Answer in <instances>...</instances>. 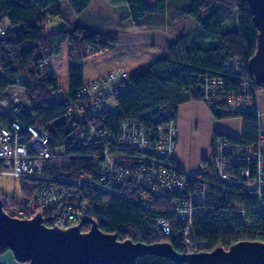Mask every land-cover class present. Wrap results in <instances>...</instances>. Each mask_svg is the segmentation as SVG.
Here are the masks:
<instances>
[{
    "label": "trees",
    "instance_id": "1",
    "mask_svg": "<svg viewBox=\"0 0 264 264\" xmlns=\"http://www.w3.org/2000/svg\"><path fill=\"white\" fill-rule=\"evenodd\" d=\"M108 1L124 12L125 17L118 22L121 28L177 26L191 19L197 23L195 30L200 32V40H195L197 38L191 34L179 36L166 47L167 56L155 60L147 70L129 75L128 85L119 91L112 103L116 110L113 111L111 104V111L98 118L101 127L114 136L119 134L121 124L126 120L145 127L154 126L145 114L160 105L169 104L176 120L177 111L184 102L201 101L196 90V77L216 78L223 82L227 91L238 93L242 78H253L249 60L256 53L258 29L248 0ZM91 3L92 0H0V23L6 25L5 34H0V99L10 98L7 93L13 87L25 89L29 111L20 119L26 122L32 116L34 124L50 134L48 146L54 157L58 155L63 160L59 163L49 160L45 170L57 178H96L95 166L102 155L101 147L86 129L85 121L67 115L68 99L58 94L60 82L53 76L54 67L45 64L60 54L65 43L69 44L67 57L73 65L68 69L67 94L69 102H77V93L86 83L82 65L118 45V39L112 34L90 31L75 20ZM59 21H63L62 26L58 25ZM230 23L232 27L226 30ZM237 58L246 61L239 77L225 70L226 62ZM255 88L259 92L264 85L255 81ZM214 116L216 119L241 117V138H228L236 144L255 145L258 128L255 114ZM5 118L13 121L17 115L9 109ZM218 135L215 134V138ZM202 175L213 182L218 181L211 169ZM121 189L125 194L83 187V191H87L82 198L92 205L91 218L99 229L116 235L121 241L169 243L176 252L184 254L181 232L185 223L177 219L173 199L145 190L146 203H142L140 188L129 184ZM234 203L246 208L257 205L255 199L241 193L235 195L219 190L206 204L205 211L195 213L193 239L205 243L203 252L217 247L228 249L243 240L264 242V212L250 211L244 216L227 212L226 207ZM5 210L9 212L7 208ZM161 218L170 222L172 233L158 238L153 231L156 220ZM50 221L45 222L49 227ZM89 227L84 225L82 230L88 231ZM136 264L178 263L169 257L147 254L138 258Z\"/></svg>",
    "mask_w": 264,
    "mask_h": 264
},
{
    "label": "built area",
    "instance_id": "2",
    "mask_svg": "<svg viewBox=\"0 0 264 264\" xmlns=\"http://www.w3.org/2000/svg\"><path fill=\"white\" fill-rule=\"evenodd\" d=\"M0 33L5 34L4 27L0 28ZM245 62L243 58L227 61L225 70L239 77ZM45 64L50 65L49 61ZM196 79L201 101L213 116L220 113L224 116L255 114L258 118L255 145L236 144L219 135L215 139L213 157L197 170L175 162L176 120L169 104L160 105L145 114L154 126L145 127L126 120L117 136L101 127L98 118L111 111V104L119 91L129 83V74L124 69L113 70L86 82L77 93V102H69L67 91L59 84L58 94L68 99L67 115L85 121L86 129L101 147V160L95 166L97 176L90 180L83 177L77 180L57 178L47 173L48 161L52 163L54 158L48 146L50 134L34 124V117L26 122L20 119L29 111L28 105L21 100L0 99V174L11 173L29 193L18 203L4 197V207L12 208L10 215L15 214L22 219L41 213L45 222L51 220L50 227L66 229L76 225L74 223L80 215L87 217L93 213L92 205L82 198L87 191H83V187L109 193L118 192L119 188L123 194L121 187L132 184L141 189L139 197L142 203H146L145 190L173 199V211L177 219L185 223L181 232L185 253L205 250L203 241L193 239L194 215L206 210V204L217 191L241 193L256 200L257 205L248 208L229 204L227 212L243 216L250 211L264 212V126L260 122L262 113L255 81L250 76L242 78L238 93L227 91L223 82L216 78L205 76ZM9 109L17 115L13 121L5 118ZM209 169L217 182L202 175ZM171 233L169 221L163 218L156 220L154 236L161 238Z\"/></svg>",
    "mask_w": 264,
    "mask_h": 264
},
{
    "label": "water",
    "instance_id": "3",
    "mask_svg": "<svg viewBox=\"0 0 264 264\" xmlns=\"http://www.w3.org/2000/svg\"><path fill=\"white\" fill-rule=\"evenodd\" d=\"M258 29L256 53L249 70L256 83L264 85V0H248ZM0 194V254L12 251L16 260L28 264H136L137 259L154 254L178 264H264V242L243 240L228 249L217 247L200 253L176 252L169 243L145 244L121 241L105 233L91 217L66 229L49 227L42 214L21 219L9 215ZM84 224L90 225L82 231Z\"/></svg>",
    "mask_w": 264,
    "mask_h": 264
},
{
    "label": "rangeland",
    "instance_id": "4",
    "mask_svg": "<svg viewBox=\"0 0 264 264\" xmlns=\"http://www.w3.org/2000/svg\"><path fill=\"white\" fill-rule=\"evenodd\" d=\"M145 1L148 3H155L157 0ZM124 17L125 15L123 10L119 9V7L113 5L108 0H92L90 7L82 14L75 17V20L78 22V24L85 26L88 30L110 33L118 39V45L112 51H108L105 54H101L95 58H92L82 65L84 69L85 82H90L97 77L99 78L117 69H124L130 76L138 74L147 70L149 66L158 58L167 56V50L163 49V45L166 42V34L160 32L163 31L162 29L156 28L154 26H147L140 29L135 28L130 32V29H126V27L123 29L118 25V22ZM58 25L62 26L63 21H59ZM196 27L197 23L190 19L188 22L172 28L170 33L175 36L191 34L194 39L197 38L195 40H198L200 32L199 30L194 29ZM231 27L232 23L228 24L225 29L227 30ZM68 48L69 44L65 43L62 46L60 54L54 55L49 60L50 66L54 67L55 70V74H53L54 78L56 76L65 91H67L69 85L68 69L73 65L72 60L67 57ZM11 91L12 92L9 94L11 95V100L19 99L27 105L25 89L21 87H13L11 88ZM112 108L113 111H115L116 105L112 104ZM230 119H233V117L216 120L227 121ZM191 132L192 131L190 130L189 134ZM187 142L188 145H191L190 139H187ZM62 160L63 159H61L58 155L53 158V162L57 163L61 162ZM84 178L90 180L89 178ZM27 192L24 188H22L16 178L11 175V173L0 174V194L9 196L18 203L27 197L29 194H27ZM118 192L120 193V191ZM128 197L131 199L133 198L131 195ZM5 208L6 207H4V209ZM11 209H8L10 213ZM12 216L16 217L15 214H12ZM82 218H84L83 215H80L74 224L80 223ZM0 264L28 263L18 262L13 252L8 250L0 254Z\"/></svg>",
    "mask_w": 264,
    "mask_h": 264
},
{
    "label": "crops",
    "instance_id": "5",
    "mask_svg": "<svg viewBox=\"0 0 264 264\" xmlns=\"http://www.w3.org/2000/svg\"><path fill=\"white\" fill-rule=\"evenodd\" d=\"M189 20L181 24H184ZM181 24H178L177 26ZM2 25L6 26L5 24L0 23V27ZM154 27L162 29L163 31L160 32L166 34V42L163 45L164 50H166V47L171 42H174L179 38V36L170 33V30L176 26L165 25ZM126 29H130L131 32V30L135 28L127 26ZM11 92L12 91L9 90L7 95ZM10 96L11 95H9V97ZM258 104L262 113L260 122L264 126V90L259 91ZM190 130L192 132L189 134ZM242 131L243 119L241 117H233V119L227 121H217L209 109L199 99L184 102L179 107L176 115L175 159L178 164L185 168L193 170L200 169L205 165L206 161L208 162L213 157L214 143L216 139L215 134L218 133L219 135L240 139ZM187 139H190L191 145H188Z\"/></svg>",
    "mask_w": 264,
    "mask_h": 264
},
{
    "label": "bare ground",
    "instance_id": "6",
    "mask_svg": "<svg viewBox=\"0 0 264 264\" xmlns=\"http://www.w3.org/2000/svg\"><path fill=\"white\" fill-rule=\"evenodd\" d=\"M219 115H220V116H224L225 114L220 113ZM84 225H87V224H84ZM84 225H83V226H84ZM153 232H154V231H153ZM152 235H153V234H152ZM152 238H153V237H152ZM161 240H162V239H161Z\"/></svg>",
    "mask_w": 264,
    "mask_h": 264
}]
</instances>
